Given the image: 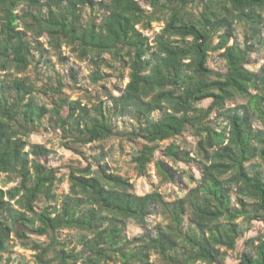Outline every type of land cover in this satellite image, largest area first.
<instances>
[{
	"label": "trees",
	"instance_id": "obj_1",
	"mask_svg": "<svg viewBox=\"0 0 264 264\" xmlns=\"http://www.w3.org/2000/svg\"><path fill=\"white\" fill-rule=\"evenodd\" d=\"M188 3L0 0L1 72L24 73L36 61L33 51L42 59L46 51L39 39L44 36L59 57L65 46L80 61L91 62L94 84L107 77L100 72L102 67L128 70L124 89L119 95L108 93L110 106L101 102L94 115L80 101L59 96L61 81L53 91L59 98L52 100L51 108L36 96L39 91L46 94L47 87L38 88L28 76L0 83V174L9 177L8 183L17 181L6 190L0 186V264L11 262L12 236L35 252V264L222 263L253 221L264 226V64L256 73L248 70L252 44L241 45L235 36L236 23L255 36L264 23V0H207L195 18L186 10ZM86 9L88 19L83 14ZM96 10L102 11L100 19ZM153 22H163V28L150 43L142 31ZM215 51L225 62L224 73L207 65L209 53ZM70 74L74 75L72 70ZM236 98L245 103L225 108ZM205 100L226 120L221 130L207 121L211 108L198 106ZM62 107L69 112L61 124L67 121L61 129L70 137L64 145L75 153L77 146L118 136L111 115L133 120L140 133L126 138L145 142L132 159L139 176L154 160L160 142L191 129L199 138L197 185L185 197L169 202L156 191L138 196L128 178L100 164L95 170L87 164L71 167L69 191L59 207H38L42 200H57L54 188L62 177L57 176V168L39 161L51 150L28 139L47 115L56 125ZM255 122L260 129L254 128ZM162 156L154 164L160 182H182L165 158L189 163L190 153L172 143ZM153 213L161 221L149 229L147 218ZM130 221L146 231L127 238ZM61 230H76L77 245L67 248L60 242ZM33 235L45 237L46 242L31 239ZM239 264H264L261 237L252 253H241Z\"/></svg>",
	"mask_w": 264,
	"mask_h": 264
},
{
	"label": "rangeland",
	"instance_id": "obj_2",
	"mask_svg": "<svg viewBox=\"0 0 264 264\" xmlns=\"http://www.w3.org/2000/svg\"><path fill=\"white\" fill-rule=\"evenodd\" d=\"M207 0H189L187 5V12L195 17L202 11V4ZM140 5L147 11H151L145 4L140 2ZM19 11V10H17ZM85 18L88 19V10L83 11ZM99 19L102 16V11H95L94 13ZM163 28V22L151 23V28L146 31H142L143 34L148 38V41L152 43L156 34ZM235 36L237 42L241 45L247 43L251 45V51L247 57L246 68L252 72H258L259 68L264 64V23L258 26V32L253 36V31L248 27L236 23L235 24ZM28 36L31 35L28 33ZM31 38V37H30ZM217 37L213 39V45L217 42ZM43 44V49L46 51L43 53V58L33 51L35 56L34 62L28 67V69L19 75H16L12 70L6 73L0 71V83L3 80H9L14 77H25L28 76L31 80L35 81L38 88L40 86H46V94H36L37 99L40 103L45 104L48 108H51L52 100L60 97L67 98L70 101H80L82 106H85L91 115L95 114L94 108L97 107L101 102L104 105L108 103V93L112 95H119L120 91L124 89L128 82L127 69H107L102 67L101 73L107 75L104 79L98 83H92L90 74L95 70L94 66L88 60L80 61L76 53H72L70 48L63 46L60 50L61 56L59 57L55 51H53L49 44L46 36L39 39ZM233 39L229 41V45L233 43ZM220 52H210L207 65L214 71L225 72V62L220 57ZM108 57V56H105ZM41 59L37 63V60ZM70 70L73 71L74 75L70 74ZM58 81L63 84L62 95H55L53 91L57 87ZM245 103V100L236 98L232 101L225 103V108L234 107L238 104ZM210 100L201 102L198 106L201 108L210 109V114L207 119L209 124H214L218 130L225 127L226 120L219 116L218 111L214 107H210ZM110 106V105H109ZM67 107H62L59 110V120L57 124L50 122V115H47L44 119V125L38 129V131L32 133L29 137V142L33 144H41L51 150V154L48 157H41L39 161L46 164L48 167L57 168L58 177H62V182L55 186L54 194L57 197L55 202L40 201L37 203L38 207H49V206H60L61 200L65 194L69 191L68 184V173L71 167H85L87 164H91L92 170L97 169V166H105L111 173L119 174L133 184V192L138 196H144L150 192L156 191L163 195L166 201H173L185 197L188 190L195 187L200 179V170L198 165V155L196 145L199 140L198 137L194 136L193 131L189 129L181 137L168 139L158 144L154 152V160L147 164L146 172L143 176H139L135 168V164L132 159L138 155L145 144L144 140L140 137H135L131 141L126 138L127 134L140 133L138 131L136 123L129 117L117 118L110 116L112 126L117 132V137H111L103 141H96L86 145H80L76 148L79 150L78 153L68 150L64 145L69 138L67 133L62 131L61 127H67V121L64 125H61L63 120H67L69 117ZM155 118L158 117V113H154ZM255 129H260L258 122L254 123ZM175 143L180 147L181 150L188 151L193 161L189 163H173L170 159L165 158V161L182 176V182L177 183H161L156 175L155 161L164 159L162 151L170 144ZM98 157V158H97ZM256 162V161H255ZM184 173L186 175H184ZM191 176L193 181L188 177ZM9 177L4 174H0V186L4 190L14 187L17 181L9 182ZM161 221V217L153 213L147 218L148 228L153 229L156 224ZM185 221L188 222V216L185 215ZM241 218H238L236 222L240 223ZM146 229L136 225L130 221L127 224L125 235L127 238H133L144 233ZM76 230H61L58 232V239L60 242H64L67 248H72L76 244ZM264 241V226L261 222L253 221L250 227L243 233V236L237 240L235 249L226 252V257L222 263L214 264H239V258L242 252H253L255 246L258 244L259 238ZM31 239L40 242H46L45 237L31 236ZM253 240V243L250 242ZM10 264H35L34 254L35 252L26 249L20 245V243L12 236L10 242ZM4 254V258L7 257ZM151 259L155 260L156 256L151 254ZM2 264H5L3 262ZM196 264H206L199 263Z\"/></svg>",
	"mask_w": 264,
	"mask_h": 264
}]
</instances>
